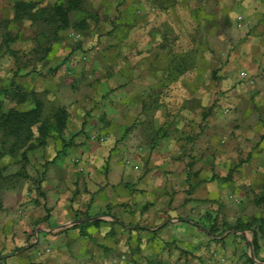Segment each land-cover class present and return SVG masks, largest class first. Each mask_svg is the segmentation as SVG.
I'll return each instance as SVG.
<instances>
[{"label":"crops","instance_id":"obj_1","mask_svg":"<svg viewBox=\"0 0 264 264\" xmlns=\"http://www.w3.org/2000/svg\"><path fill=\"white\" fill-rule=\"evenodd\" d=\"M22 1L46 4L0 0L3 106L12 105L4 94L17 92L27 78L23 75H33L35 36L21 32L26 20L18 25L12 21V9ZM163 2L126 0L125 6L137 9L143 29L163 17ZM167 2L181 3L189 24H199L202 56L228 58V68L217 67L225 75L217 89L221 92L203 99L195 114L188 106L183 122L162 138L153 136L151 141L139 133L135 142V132L126 128L155 120L152 112L142 110L147 81L138 74L151 67L154 72L155 65L123 60L112 77L98 81L96 106L85 107L87 113H70L64 143L49 141L26 153L24 165L10 155L0 157V264L40 262L35 255L44 247L42 241L84 215L91 222L101 219L104 226L118 219L127 234L135 235V243H129L141 249L133 259L140 264H220L213 252L224 256L225 264H246L244 253L253 234L238 223L247 222L256 210L264 216V0ZM149 14L154 19L146 24ZM237 16L243 18L241 28ZM65 51L63 42L54 45L48 60L36 63L41 79L63 61ZM241 71L247 80L239 78ZM112 85L115 91L109 92ZM103 120H119L121 125L104 126L99 122ZM103 135L108 138L103 143L89 139ZM126 158L137 170L124 165ZM87 227L94 233L97 226ZM151 248L148 260L145 250Z\"/></svg>","mask_w":264,"mask_h":264},{"label":"rangeland","instance_id":"obj_2","mask_svg":"<svg viewBox=\"0 0 264 264\" xmlns=\"http://www.w3.org/2000/svg\"><path fill=\"white\" fill-rule=\"evenodd\" d=\"M68 1L76 0H46L44 5L22 1L18 4H32L34 8L29 13L26 11L18 16L15 12L16 5L12 9L14 23L18 25L23 20L27 21L20 25L21 32L35 36L31 57L33 75L31 77H28L29 74L23 75L27 78L21 80L18 91L4 94L6 99H10L8 103L12 105L3 106L0 101V111L6 112L10 109H15L19 113L34 111L36 121L29 126L18 128L15 137L5 136L3 128L0 127V157L10 155L16 158L18 164L24 165L27 159L22 154L27 148L30 150L26 153L44 148L49 141L64 143L69 136L65 134L70 113L73 109L86 112L85 107L89 104L96 106L99 99L98 81L112 77L113 69L120 67L127 57L135 65H139L138 60L142 64L155 65L154 72L149 71L151 67L148 72L138 74L144 76L147 81V88L143 91L146 104L142 110L152 112L155 120L134 122L126 128L135 132L133 134L135 142L138 141L139 133L146 135L147 139L151 138V141L154 139L153 136L162 138L169 129L183 122L180 118L184 116L188 106L192 107L195 114L203 99L221 92L217 89L225 75L219 73L217 67L228 68V58L225 56L217 58L213 54L205 57L200 54L199 24H189L183 15V9L180 8L181 3L170 4L166 0L162 7L164 11L161 12L163 17H157L149 22V19H154L149 14L144 21L146 24L149 23L142 29L138 24L139 12L135 7H126V0H77V7L67 15L68 26L58 32L56 40L40 43L37 40L40 28L35 21L36 11ZM62 42L68 54H65L63 61L56 63L46 72V77L41 79L42 76H39L41 72L36 68V63L47 59V53L54 45H61ZM144 42L146 46L138 48ZM19 61L24 64L23 59L19 58ZM57 68L60 71L56 76L52 75ZM51 75L54 78L48 81L47 78ZM235 79L236 84L241 83L238 77ZM115 88L112 85L109 92L115 91ZM99 122L104 126L121 125L119 120ZM28 135H31L30 139H27ZM89 139L95 143H103L108 138L103 135L92 136ZM40 142L42 143L39 144ZM10 149L12 154L9 153ZM123 161L124 165L137 170L131 159L126 158ZM18 175L23 178L22 172H18ZM258 205L259 203H256V206ZM78 218L79 216L70 224L50 233V237L42 241L44 247L35 255L42 260L33 264H106L109 261L110 264H140L133 261L141 252L139 246L134 244L135 235L131 232L127 234L118 219L113 217L114 221L104 226L106 222L101 219L91 222L87 215ZM79 221L86 224L79 226ZM91 224L97 226L94 233L88 232L87 225ZM238 224L242 230L249 231L257 237L259 251L254 259L258 264H264L263 211L256 210L247 222L241 220ZM213 234L216 235V232L213 231ZM129 241L134 243L130 244ZM250 244L253 251L252 239ZM145 251L148 260H152L149 256L153 255L154 250L151 248ZM211 256L217 257L220 264L226 262L224 256H217L215 252L211 253ZM244 258L246 264H250L249 260L256 264L250 258L247 248ZM45 260L47 261L44 262Z\"/></svg>","mask_w":264,"mask_h":264},{"label":"trees","instance_id":"obj_3","mask_svg":"<svg viewBox=\"0 0 264 264\" xmlns=\"http://www.w3.org/2000/svg\"><path fill=\"white\" fill-rule=\"evenodd\" d=\"M78 5L77 0L76 1H68L65 4H58L53 5L49 8H41L38 11H36L35 15V21L38 23V26L40 28L39 34L37 35V40L42 43H50L56 40V37L58 35V32L61 30H64L68 26V13L75 9ZM34 8V5L32 4H25L20 3L16 4V16H18L21 13H24L27 11H31ZM33 17V14L31 15V18ZM33 21V19H31ZM42 41V42H41ZM35 112H17L15 109H10L6 112L0 111V127L4 130V135L15 137L17 135V129L22 126H29L35 122L34 118ZM31 135L27 136V139H30ZM40 142L39 144H41ZM15 144H13L14 146ZM30 150V148H27L25 151H23V157L25 158L26 152ZM12 154V149H10V152ZM252 244L254 248V256H258L259 251V245L257 241V237L255 234L252 236ZM249 263L252 264V262L249 260Z\"/></svg>","mask_w":264,"mask_h":264},{"label":"built area","instance_id":"obj_4","mask_svg":"<svg viewBox=\"0 0 264 264\" xmlns=\"http://www.w3.org/2000/svg\"><path fill=\"white\" fill-rule=\"evenodd\" d=\"M242 22H243V18H242V16H237L236 17V24H237V27L238 28H241V24H242ZM239 78L240 79H242V80H247L248 79V74L246 73V72H244V71H241L240 73H239ZM228 112V110L226 109L225 110V113H227Z\"/></svg>","mask_w":264,"mask_h":264},{"label":"water","instance_id":"obj_5","mask_svg":"<svg viewBox=\"0 0 264 264\" xmlns=\"http://www.w3.org/2000/svg\"><path fill=\"white\" fill-rule=\"evenodd\" d=\"M249 255H250V258H251L256 264H258V263L255 261V259H254V253H253V251H252V246H251L250 243H249Z\"/></svg>","mask_w":264,"mask_h":264}]
</instances>
